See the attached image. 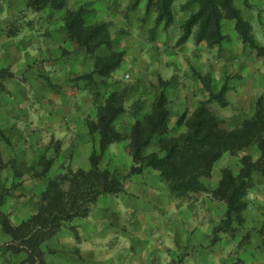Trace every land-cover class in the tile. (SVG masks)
Returning a JSON list of instances; mask_svg holds the SVG:
<instances>
[{"label":"rangeland","instance_id":"rangeland-1","mask_svg":"<svg viewBox=\"0 0 264 264\" xmlns=\"http://www.w3.org/2000/svg\"><path fill=\"white\" fill-rule=\"evenodd\" d=\"M40 3L31 7L26 0H0V8L6 10L1 26L21 48L19 55H8L0 63V209L10 224L17 226L38 212L42 192L50 180H60L78 168L90 169V155L99 134L90 132L88 124L97 122L98 110L113 95V100L121 105L113 124L122 138L108 146L100 166L113 172L123 186L131 187L132 177L139 182L146 176L160 178L164 192L175 198L172 208L176 211L168 218L169 230L180 236L171 252V264H264V176L259 171L253 172L242 220L235 218L229 228L215 231L226 210L225 202L213 194L222 169L230 167L237 174L243 154H251L254 159L258 156L255 144L235 153L224 152L213 164L210 177L202 178L205 189L185 196L173 194L158 169L146 167L140 173H129L134 164L130 150L132 125L136 116L152 112V104L161 92L166 97L168 115L164 127L169 136L185 132V124L178 120L189 118L205 100H209L211 119L226 128L239 126L253 114L257 98L264 97V55L243 41L235 19L223 18L225 38L219 45L210 46L205 40H195L197 25L184 42H179L184 21L198 8L192 0H173V20L168 24L157 21L155 0H65L60 8L52 7L49 1ZM234 5L248 26V33L264 46V0H234ZM80 6L85 8L86 24L108 23L111 45L102 44L93 53L73 49L65 17L69 10ZM64 31L67 41L62 44V52L71 54L74 60L64 57L58 61L72 62L71 68L63 67L56 74L53 66L44 65L46 70L42 69L27 56L33 47L46 48L43 37H62ZM47 46L46 56L48 50L53 55L58 54V49L61 51L55 44ZM112 51H123L118 66L106 73L95 72L97 56ZM15 60H21L16 67L11 63ZM222 86L226 90L218 98ZM78 91L81 93L77 100L86 107V116L64 147L62 139L55 137L59 132L53 133L37 117L46 114L47 104L43 102L50 99V93ZM36 108L41 113L35 114ZM159 139L156 134L143 153L159 152ZM68 183L60 182L57 187L66 189ZM111 195H101L93 209L105 211L101 202L108 201ZM140 199L148 202L145 197L133 198ZM78 218L62 221L55 233L40 243L42 260L38 255L32 260L34 255L26 249L29 247L14 239L0 222V264H65L68 260L75 264L74 258L80 264H93L84 260L65 238L68 232L78 242L74 223ZM125 231L122 241L129 245L120 250L124 256L131 251L128 246L133 242L130 227Z\"/></svg>","mask_w":264,"mask_h":264},{"label":"trees","instance_id":"trees-1","mask_svg":"<svg viewBox=\"0 0 264 264\" xmlns=\"http://www.w3.org/2000/svg\"><path fill=\"white\" fill-rule=\"evenodd\" d=\"M45 1H49L54 8L65 4V0H26L27 6L31 7ZM155 1L157 21L170 23L173 20V0ZM192 1L198 3V8L184 21L179 42H184L190 36L192 28L197 25V42L205 40L210 46L219 45L225 38L222 20L225 16L233 17L243 41L256 48L260 55H264V46L259 45L248 33V26L243 23L234 0ZM84 14L85 8L80 6L69 10L65 17V26L73 49L93 53L102 44L111 45L108 23L86 24ZM122 56L123 51L97 56L94 71L106 73L118 66ZM225 90L226 86H222L217 94L218 98ZM165 105V93L161 92L152 104V112L136 116L130 140L134 164L129 173H140L146 167L158 169L170 191L177 196H185L205 189L202 178L210 177L213 164L224 152L235 153L255 144L258 150L256 159L251 154H243L237 174L230 167H224L218 186L213 190L214 196L226 204L225 217L215 231L229 228L235 218L242 220V211L247 205L245 197L252 185L253 172L257 170L264 176V97L257 98L253 114L244 118L239 126L232 128L223 127L221 122L211 119L208 113L209 100L202 101L189 118L182 117L178 120L186 126L185 132L178 136H169L164 127L168 115ZM120 110V102L113 100V95L105 100L98 110L97 122L88 124L90 132L97 131L99 134L98 144L90 155V169L78 168L64 174L60 180H50L42 192V202L36 214L13 226L0 209V222L4 229L14 239L29 247L26 249L34 255V258L30 255L32 260L37 255L40 260L43 259L39 245L55 233L62 221L87 216L101 195L114 194L123 189L122 181L109 169L100 166V160L108 146L122 138V134L113 124ZM156 134L160 135L159 152L144 154L143 149ZM62 180L69 182L68 188L57 187ZM0 197H3L2 194Z\"/></svg>","mask_w":264,"mask_h":264},{"label":"crops","instance_id":"crops-1","mask_svg":"<svg viewBox=\"0 0 264 264\" xmlns=\"http://www.w3.org/2000/svg\"><path fill=\"white\" fill-rule=\"evenodd\" d=\"M4 10H0V19L6 13ZM1 25L0 23V63L4 62L8 55H19L21 50L17 43L9 39ZM31 28L39 33L36 26ZM43 40V44L46 45L45 49L35 50L33 47L34 50L29 52L27 46V56L33 58L34 64H39L45 70L44 65L49 68L53 66L56 68V74L63 67L71 68L72 62L60 63L58 61L64 57L73 59L71 54L65 55L62 52V44L67 41L65 31L62 37L50 38L48 36L43 37ZM38 42L42 43L40 39ZM47 43L55 44L58 48L60 46L61 51L58 49V54L53 55L48 50V56L44 55V51L49 48ZM20 62L21 60L18 62L15 60L11 63L16 67ZM80 93L81 91L75 94L50 93V99L43 102L47 104L46 114L43 117H37L39 123H45L48 129L54 131L53 133L59 132V136H54L62 139L64 147L70 141L69 137L73 135V130L77 125H81V119L86 116V107H83L77 100V97L80 98ZM36 109L35 114L41 113L39 108ZM132 179L133 177L131 187L124 185L123 189L111 195L108 201L101 202L105 211H95L94 204L87 216L74 221L77 225L78 242H75L74 237L66 232L67 244L78 249V254L84 260L93 264H171V252L174 251V243L180 236L179 232L169 230L171 227L168 222V218L175 214L176 209L173 210L172 205L175 206L176 200L169 196L167 191L164 192V185L160 178L146 176V179L141 182ZM135 197H145L148 202L142 199L135 201L133 200ZM149 208L156 211L153 212ZM128 227L132 231L133 242L128 246L131 251L124 256L120 250L129 245L122 241L125 229ZM185 232H187L186 229H184ZM72 261L80 264L77 258ZM65 264H70L69 260Z\"/></svg>","mask_w":264,"mask_h":264}]
</instances>
